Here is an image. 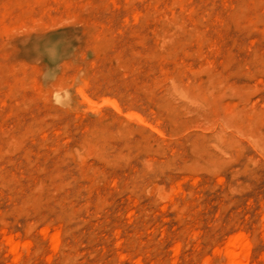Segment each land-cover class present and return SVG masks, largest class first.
<instances>
[{
    "label": "rangeland",
    "instance_id": "obj_1",
    "mask_svg": "<svg viewBox=\"0 0 264 264\" xmlns=\"http://www.w3.org/2000/svg\"><path fill=\"white\" fill-rule=\"evenodd\" d=\"M0 264H264V0H0Z\"/></svg>",
    "mask_w": 264,
    "mask_h": 264
}]
</instances>
